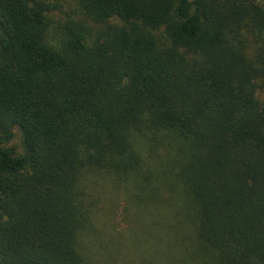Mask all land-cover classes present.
<instances>
[{
  "label": "trees",
  "instance_id": "16d2710c",
  "mask_svg": "<svg viewBox=\"0 0 264 264\" xmlns=\"http://www.w3.org/2000/svg\"><path fill=\"white\" fill-rule=\"evenodd\" d=\"M74 1L0 0V264H88L111 179L139 264H264V0Z\"/></svg>",
  "mask_w": 264,
  "mask_h": 264
},
{
  "label": "rangeland",
  "instance_id": "374dc122",
  "mask_svg": "<svg viewBox=\"0 0 264 264\" xmlns=\"http://www.w3.org/2000/svg\"><path fill=\"white\" fill-rule=\"evenodd\" d=\"M52 6V14L54 22L68 17L80 16L78 7L74 0H45ZM57 25H54L51 37L53 42L60 38V30L56 29ZM55 40V41H54ZM253 52V47L249 49V53ZM261 97V96H260ZM263 97H261L262 99ZM18 140H14L12 144H17ZM163 153V152H161ZM101 186H104L100 193V213H95L94 222L98 227V237L102 239L101 242L91 239L88 241V248L85 254L88 264H139L137 256L132 252V246L129 243V235L124 231L127 228L126 222L123 221L124 211L131 210L135 213L134 206L128 203L127 197L129 193L127 189L121 188L116 185L111 179L107 182H100ZM119 186V188H118ZM140 198H146L145 194H139ZM151 210H158L159 206L156 201H151ZM111 211L107 213L106 211ZM112 215V216H111ZM111 226L108 224L111 222ZM115 228L119 230L120 234H115ZM121 233H124L121 236Z\"/></svg>",
  "mask_w": 264,
  "mask_h": 264
}]
</instances>
